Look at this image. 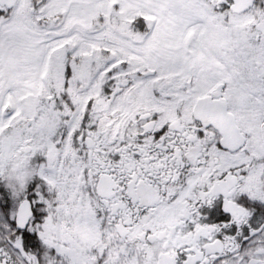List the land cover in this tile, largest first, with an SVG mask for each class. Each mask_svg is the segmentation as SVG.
I'll list each match as a JSON object with an SVG mask.
<instances>
[{"label":"snow or ice","instance_id":"1","mask_svg":"<svg viewBox=\"0 0 264 264\" xmlns=\"http://www.w3.org/2000/svg\"><path fill=\"white\" fill-rule=\"evenodd\" d=\"M0 264H264V0H0Z\"/></svg>","mask_w":264,"mask_h":264}]
</instances>
